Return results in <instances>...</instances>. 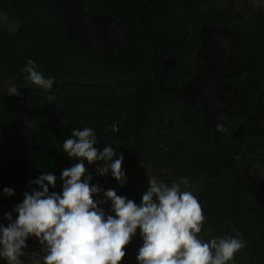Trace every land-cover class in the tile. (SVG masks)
<instances>
[{"label": "trees", "instance_id": "16d2710c", "mask_svg": "<svg viewBox=\"0 0 264 264\" xmlns=\"http://www.w3.org/2000/svg\"><path fill=\"white\" fill-rule=\"evenodd\" d=\"M82 7L116 17L129 30L126 42L112 51L80 46L67 35L62 11L52 0H0V8L23 23L12 35L0 28V72L7 71L19 88L16 95L0 92V212H12L23 193L37 187L29 181L41 173L56 176L50 191L59 193L61 170L78 162L63 153L62 142L73 128L89 126L97 133L98 150L111 143L123 154L127 177L120 187L110 174L96 175L100 162L85 161L90 183L139 204L148 176L180 182L201 205V239L232 236L230 218L243 233L253 263L263 264L264 174L257 171L249 180L243 166L264 157V5L253 0H85ZM204 24L233 33V57L240 64L230 78L238 90L236 101L208 130L202 126L199 99L190 103L175 92L197 70L195 52ZM168 57L174 59L170 65ZM28 58L45 77H55L50 92L33 89L20 74ZM114 121H119L116 133L110 128ZM217 125L227 131L218 132ZM4 187L13 188L14 195H5ZM101 207L112 214L110 202ZM26 243L20 259L32 264L43 253L34 237ZM141 243L137 230L120 264H137Z\"/></svg>", "mask_w": 264, "mask_h": 264}, {"label": "clouds", "instance_id": "9594fccd", "mask_svg": "<svg viewBox=\"0 0 264 264\" xmlns=\"http://www.w3.org/2000/svg\"><path fill=\"white\" fill-rule=\"evenodd\" d=\"M19 71L33 89L52 90L55 77H45L33 59H26ZM3 90L0 86V92ZM7 92L16 95V87H8ZM47 99L52 101L55 96L50 94ZM110 128L118 132L119 121ZM216 130L227 131L222 125ZM98 143L92 127L71 130L61 147L69 159L78 162L61 170L59 193L50 191L56 186L54 174L41 173L29 181L37 187L23 193V200L12 209L15 218L12 212L3 214L8 223H0V260L23 264L20 258L26 256V242L34 237L43 255L32 264H120L125 246L139 230L142 243L136 253L137 264H234L244 242L227 234L201 239L198 234L205 220L201 205L191 191L181 189L180 182L169 184L148 176L139 204L111 188L90 183L93 177L85 161L89 165L100 162L96 175L110 174L120 187L127 182L121 167L123 154L111 143L98 150ZM161 148L167 151L164 145ZM235 159H240L239 154ZM3 193L12 196L14 189L4 187ZM106 202H110L112 214L101 207Z\"/></svg>", "mask_w": 264, "mask_h": 264}, {"label": "water", "instance_id": "95a60500", "mask_svg": "<svg viewBox=\"0 0 264 264\" xmlns=\"http://www.w3.org/2000/svg\"><path fill=\"white\" fill-rule=\"evenodd\" d=\"M62 11L63 22L67 35L83 47H97L102 51H112L114 47L122 46L127 39L129 30L116 17L107 13H89L82 4L85 0H52ZM22 22L12 13L0 8V28L12 35L22 26ZM200 48L195 52L197 71L193 77L177 87L178 95L187 97L190 103L200 100L201 111L204 115L203 128L214 127L220 119L222 111L233 105L237 90L226 81V77L236 72L240 66L233 57V47L237 42L228 28H217L204 24L199 31ZM168 65L174 59L165 60ZM0 86L3 95L8 94L7 88L16 87L17 83L5 70L0 72ZM4 212H0V223L6 224ZM230 231L244 242V248L238 251L234 264H254L248 250V244L243 233L227 218ZM264 264V263H263Z\"/></svg>", "mask_w": 264, "mask_h": 264}, {"label": "flooded vegetation", "instance_id": "af4514ba", "mask_svg": "<svg viewBox=\"0 0 264 264\" xmlns=\"http://www.w3.org/2000/svg\"><path fill=\"white\" fill-rule=\"evenodd\" d=\"M254 2H255V4L256 5H264V0H253ZM237 70V69H236ZM197 71V70H196ZM231 77H236V72L235 73H233V74H231V75H228L225 79H226V81L227 82H229L232 86H233V84L231 83V81H230V78ZM233 88H235L234 86H233ZM236 89V88H235ZM237 90V89H236ZM237 96H238V90H237ZM237 98V97H236ZM198 99V98H197ZM195 101V100H194ZM235 101H236V99H235ZM235 101H234V103H235ZM199 102H200V100H199ZM234 103H233V105H234ZM232 106V105H231ZM230 106V107H231ZM200 107H201V104H200ZM229 107V108H230ZM228 108V109H229ZM227 109V110H228ZM226 110V111H227ZM223 112V111H222ZM221 112V113H222ZM220 120H221V114H220V119H219V121L218 122H220ZM217 122V123H218ZM208 130V129H207ZM259 160H262V162L261 161H259ZM249 164H246V165H244L243 167H244V171H243V174H244V176L247 178V179H249V180H254L255 178H254V173H256L257 171L258 172H260L261 170L263 171L262 173L264 174V157L262 156V157H258V158H253V164L251 165V158H250V160H249ZM252 166V167H251ZM252 258V257H251ZM253 261V260H252Z\"/></svg>", "mask_w": 264, "mask_h": 264}]
</instances>
